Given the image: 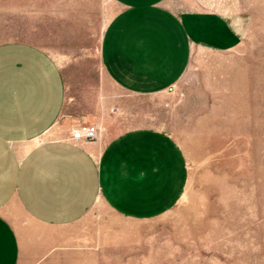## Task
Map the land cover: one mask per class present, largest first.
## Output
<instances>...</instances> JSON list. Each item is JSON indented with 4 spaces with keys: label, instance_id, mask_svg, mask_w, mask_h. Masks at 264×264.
I'll use <instances>...</instances> for the list:
<instances>
[{
    "label": "rangeland",
    "instance_id": "1",
    "mask_svg": "<svg viewBox=\"0 0 264 264\" xmlns=\"http://www.w3.org/2000/svg\"><path fill=\"white\" fill-rule=\"evenodd\" d=\"M173 4L222 14L240 44L216 60L193 56L173 95L138 97L103 75L101 37L117 12L111 0H0V46L43 49L65 70L69 95L83 86L98 100L104 81L115 113L121 104L144 107L147 124L158 122L144 127L173 138L186 176L173 207L146 220L118 216L99 200L75 223L43 227L10 205L18 264H264V0Z\"/></svg>",
    "mask_w": 264,
    "mask_h": 264
},
{
    "label": "crops",
    "instance_id": "2",
    "mask_svg": "<svg viewBox=\"0 0 264 264\" xmlns=\"http://www.w3.org/2000/svg\"><path fill=\"white\" fill-rule=\"evenodd\" d=\"M111 1L117 12L103 30L100 62L123 93L173 95L193 56L216 60L240 44L220 13L180 9L173 0ZM65 73L35 45L0 46V264H18L10 205L37 225L63 227L99 200L123 218H156L184 191L181 151L167 133L144 127L158 126L147 124L144 107L121 104L115 113L104 81L98 100L83 86L69 95ZM81 124L97 126L96 141H67ZM115 126L131 127L106 139Z\"/></svg>",
    "mask_w": 264,
    "mask_h": 264
},
{
    "label": "built area",
    "instance_id": "3",
    "mask_svg": "<svg viewBox=\"0 0 264 264\" xmlns=\"http://www.w3.org/2000/svg\"><path fill=\"white\" fill-rule=\"evenodd\" d=\"M168 92H173V88H170ZM98 138V128L94 124H81L72 129L67 141L73 142H94Z\"/></svg>",
    "mask_w": 264,
    "mask_h": 264
}]
</instances>
